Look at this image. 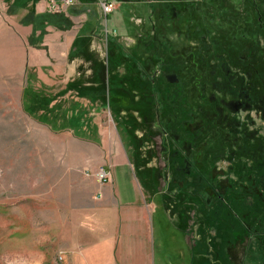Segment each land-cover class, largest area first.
<instances>
[{"label": "rangeland", "instance_id": "374dc122", "mask_svg": "<svg viewBox=\"0 0 264 264\" xmlns=\"http://www.w3.org/2000/svg\"><path fill=\"white\" fill-rule=\"evenodd\" d=\"M114 1L112 49L101 31L55 83L0 2V264H70V184L120 157L159 208L158 264H264V0ZM88 15L103 28L98 0Z\"/></svg>", "mask_w": 264, "mask_h": 264}, {"label": "crops", "instance_id": "0c3cea01", "mask_svg": "<svg viewBox=\"0 0 264 264\" xmlns=\"http://www.w3.org/2000/svg\"><path fill=\"white\" fill-rule=\"evenodd\" d=\"M0 2L9 18L16 21V30L25 37L24 41H33L27 48L26 66L51 68L52 71L48 74L49 83L59 81V76L64 79L63 82L74 81L77 76L76 69L81 65L78 60H73L75 53L80 51H76L74 46L79 42L83 45L82 51L95 50L99 40H102L98 38L99 33L105 32L103 28H98L97 19L88 15L97 0H78L68 14L64 15L68 24L61 26L36 20L37 16L49 13L46 0H24L18 7L15 0ZM110 30L116 31L113 28ZM31 36L34 40H31ZM111 36L106 38V49L113 47L109 40ZM69 94L74 95L72 91ZM99 110L96 107L94 111ZM110 112L112 113L111 110ZM71 113L73 117L69 122L74 126L77 119L72 111ZM71 129L78 132V136L85 137V134H81L82 126ZM96 169V174L83 172V176L76 179L79 182L70 184L71 198L69 200L67 197L66 201L71 206L67 209L73 210L75 214V217L72 216L74 227L82 226L81 232L75 234L81 244L80 251L71 256L70 264H158L156 215L159 208L147 195L130 159L120 157L113 162L112 158H107ZM102 171L109 174L106 182L99 180ZM161 211L163 218L160 221L166 226L169 223L168 213L166 210ZM77 212L80 216L79 222L76 221ZM230 243L228 248L234 247L236 250V245ZM182 255L185 259L188 255L189 261L179 264H196L192 250L182 252ZM237 255L236 253L233 257V253L228 254L227 251L229 264H234V261L243 264V256Z\"/></svg>", "mask_w": 264, "mask_h": 264}, {"label": "built area", "instance_id": "2783aa9c", "mask_svg": "<svg viewBox=\"0 0 264 264\" xmlns=\"http://www.w3.org/2000/svg\"><path fill=\"white\" fill-rule=\"evenodd\" d=\"M48 12L52 15H66L69 9L74 7L78 0H46ZM99 5L104 17V30L107 36L116 35L115 30H110L109 28V18L114 14L117 9V4L114 0H100ZM109 179V174L102 171L99 174V180L101 182H106ZM59 260H63L62 253L59 254Z\"/></svg>", "mask_w": 264, "mask_h": 264}, {"label": "trees", "instance_id": "16d2710c", "mask_svg": "<svg viewBox=\"0 0 264 264\" xmlns=\"http://www.w3.org/2000/svg\"><path fill=\"white\" fill-rule=\"evenodd\" d=\"M37 21H44V22H47L48 24H55V25H66V24H68V20L64 17V15H52V14H44V15H39V16H37V19H36ZM31 40H34V38L32 37V39ZM31 43L33 44V41H31ZM112 45H113V43H112ZM81 48H83V45H81V44H79V42H77V44L74 46V49H76V51H79V53H81L82 52V49ZM106 73H107V67H106V69H105V72H104V75H103V77L105 78L106 76ZM115 91H116V89H115ZM124 96H126V97H128L127 95H125V94H123ZM145 95L146 94H142L141 95V98L142 99H140V102L141 103H145V102H147L146 101V98H145ZM118 94L116 93V92H112L111 90L109 91V95H108V97H109V102H108V104H109V106H110V109H111V111H113L115 114H120V110H118L117 109V107L115 106V104H114V100H116L117 98H118ZM102 98H103V100H105V96H104V92L102 93ZM151 100V99H150ZM145 105V104H144ZM135 106H138L136 109H135V111H141V112H144V110H146V107L145 106H140L139 107V104H135ZM141 109V110H140ZM130 114H132L131 113V109L130 110H127ZM150 112H148V114H149ZM148 114H146V113H143L142 114V118H144L145 120H147L148 119V116L150 117V115H148Z\"/></svg>", "mask_w": 264, "mask_h": 264}]
</instances>
